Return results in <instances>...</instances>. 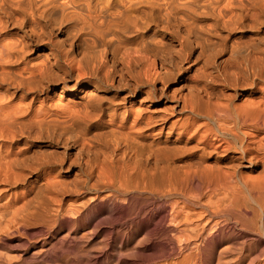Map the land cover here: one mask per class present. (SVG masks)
Here are the masks:
<instances>
[{"label":"bare ground","instance_id":"1","mask_svg":"<svg viewBox=\"0 0 264 264\" xmlns=\"http://www.w3.org/2000/svg\"><path fill=\"white\" fill-rule=\"evenodd\" d=\"M0 264H264V0H0Z\"/></svg>","mask_w":264,"mask_h":264},{"label":"rangeland","instance_id":"2","mask_svg":"<svg viewBox=\"0 0 264 264\" xmlns=\"http://www.w3.org/2000/svg\"><path fill=\"white\" fill-rule=\"evenodd\" d=\"M175 84H176V83H174V86H175ZM172 86H173V85H172ZM174 86H173V87H174Z\"/></svg>","mask_w":264,"mask_h":264}]
</instances>
